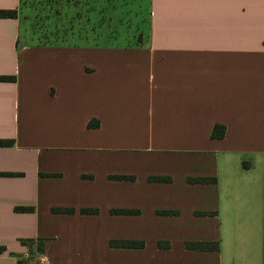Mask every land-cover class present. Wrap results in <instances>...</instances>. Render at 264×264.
I'll use <instances>...</instances> for the list:
<instances>
[{"label":"crops","instance_id":"crops-1","mask_svg":"<svg viewBox=\"0 0 264 264\" xmlns=\"http://www.w3.org/2000/svg\"><path fill=\"white\" fill-rule=\"evenodd\" d=\"M19 34L0 17V264H264V0H149L114 45Z\"/></svg>","mask_w":264,"mask_h":264},{"label":"rangeland","instance_id":"rangeland-1","mask_svg":"<svg viewBox=\"0 0 264 264\" xmlns=\"http://www.w3.org/2000/svg\"><path fill=\"white\" fill-rule=\"evenodd\" d=\"M16 9L19 41L29 44L114 45L125 36L144 37L149 23V0H20ZM18 242L27 249L33 243L30 236Z\"/></svg>","mask_w":264,"mask_h":264},{"label":"trees","instance_id":"trees-1","mask_svg":"<svg viewBox=\"0 0 264 264\" xmlns=\"http://www.w3.org/2000/svg\"><path fill=\"white\" fill-rule=\"evenodd\" d=\"M0 17H17V9L16 8H4L0 9ZM42 44V43H39ZM53 44V43H48ZM57 44V43H55ZM15 80V75L12 74H0V81H13ZM88 124H94L93 122H88ZM225 132V126L219 123H215L213 125L211 136L220 138L224 135ZM12 143L11 139H0V145H10ZM115 178H132L133 176L129 175H115L113 176ZM149 179L152 180H169V176H163V175H156V176H149ZM193 178L189 177V180H192ZM212 178L209 177H198L196 180H210ZM59 209V208H54ZM65 210H73V208H62ZM81 212H95L94 208H81ZM114 211V210H113ZM109 246H115V247H134V248H140L143 246L142 240H135V239H110L109 240ZM187 247L192 248H201V249H216L217 248V242L215 241H199V242H186L185 243ZM159 247H162L163 242L158 241L157 244ZM3 247L0 246V250ZM20 261V260H19Z\"/></svg>","mask_w":264,"mask_h":264}]
</instances>
